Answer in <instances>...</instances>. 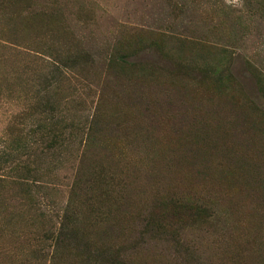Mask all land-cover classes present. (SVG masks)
Returning a JSON list of instances; mask_svg holds the SVG:
<instances>
[{
    "label": "rangeland",
    "instance_id": "374dc122",
    "mask_svg": "<svg viewBox=\"0 0 264 264\" xmlns=\"http://www.w3.org/2000/svg\"><path fill=\"white\" fill-rule=\"evenodd\" d=\"M105 249L264 264V0H0V264Z\"/></svg>",
    "mask_w": 264,
    "mask_h": 264
},
{
    "label": "trees",
    "instance_id": "16d2710c",
    "mask_svg": "<svg viewBox=\"0 0 264 264\" xmlns=\"http://www.w3.org/2000/svg\"><path fill=\"white\" fill-rule=\"evenodd\" d=\"M73 60H75L74 58H61L59 56H57L55 58V61L58 65L63 66L64 68H71V64L73 62ZM172 208L174 211H176L179 214L185 215L187 218L189 219L192 216H199L200 212H203L204 210L201 209L200 207H198V205L196 204H192V203H184L180 200H174V202H170ZM203 210V211H202ZM206 212V211H205ZM66 218L68 219V213L65 215ZM72 218H74V215H71ZM76 229L72 226H66L63 227L62 232L56 236V240L54 242H76L78 241L77 236L75 234ZM63 238V239H62ZM89 255H87L89 258H86V260H91L93 261V264H114L115 262V255L113 256L111 254V250L110 249H105V251L102 252H98L97 254H94V252H88ZM91 257L95 258V259H90Z\"/></svg>",
    "mask_w": 264,
    "mask_h": 264
}]
</instances>
